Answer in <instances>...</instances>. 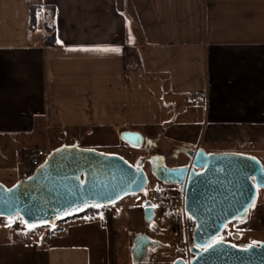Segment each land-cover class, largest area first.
Segmentation results:
<instances>
[{"label": "crops", "instance_id": "obj_1", "mask_svg": "<svg viewBox=\"0 0 264 264\" xmlns=\"http://www.w3.org/2000/svg\"><path fill=\"white\" fill-rule=\"evenodd\" d=\"M31 6L54 8V45L42 12L30 30ZM125 131L263 164L264 0H0V138L34 140L18 147L28 154L49 151L39 143L50 133L52 150L117 155L109 148ZM130 197L49 236L14 222L0 264H118V230L142 228L143 204Z\"/></svg>", "mask_w": 264, "mask_h": 264}, {"label": "water", "instance_id": "obj_2", "mask_svg": "<svg viewBox=\"0 0 264 264\" xmlns=\"http://www.w3.org/2000/svg\"><path fill=\"white\" fill-rule=\"evenodd\" d=\"M120 139L136 148L144 142L141 134L130 131L122 132ZM184 154L189 164L176 168L167 167L162 156L149 159L156 180L183 189V210L196 224L189 248L193 257L173 264H264L263 242L240 247L216 240L228 224L247 217L259 190H264L262 162L235 152L188 148ZM141 164L94 149L58 147L29 176L10 187L0 183V218L17 216L29 228H50L89 209L113 206L146 189ZM143 215L146 222L155 218L150 201ZM133 240V264L146 262L156 244L144 235Z\"/></svg>", "mask_w": 264, "mask_h": 264}, {"label": "rangeland", "instance_id": "obj_3", "mask_svg": "<svg viewBox=\"0 0 264 264\" xmlns=\"http://www.w3.org/2000/svg\"><path fill=\"white\" fill-rule=\"evenodd\" d=\"M143 135L144 143L139 148L132 147L121 140L117 141V147L110 146L111 148H109V150L116 152L117 155L121 156L125 160L131 161L133 165H135L137 161L142 160L140 167L147 175V187L143 192L136 195L142 204H144L146 200L151 201L154 205L155 214V219L153 222H146L143 213L141 214L140 222L142 223V228L140 230L138 228L136 231L132 230L126 232V228L121 226L122 228L118 230L120 247L116 257L117 263L133 264L131 250L134 246L133 238L136 235H144L156 244L154 249H150L148 251V259L146 262H150L153 256H156L159 261L162 259L165 261H171V264H173L176 260L188 262L193 257L189 252L192 242H190V244L186 236L170 223V220L168 217H166L164 212L168 195H172L178 189V186L164 185L158 182V180H156L151 173L149 162V159L156 155L162 156L164 158L165 164L169 167L177 166L178 164L185 162V160L181 155L179 156V160L174 158L177 146H171V143L166 140L163 135ZM42 137L43 136H38V143ZM44 137L48 140V142L42 140L39 144L41 147H48L45 149H49V151L44 150L48 154L53 148V136L50 133H46L44 134ZM28 141L29 140L27 138L24 140L22 138L20 140L10 142L7 138L4 140L3 138H0V183H2L4 186L10 187L13 185L19 174L26 173L25 175L29 176L32 173L33 170L30 168L28 160L32 151H29L27 154L22 153L23 150H18V147H23V149H26L34 145L31 144L34 143V140L31 143L30 141L27 143ZM238 150L243 151V149ZM187 164H189L188 160ZM131 198L134 197H126L118 203H128L131 201ZM119 215L120 213L117 215L118 222ZM262 219H264V190H260L259 199L256 200L250 215L244 220H237L231 224H228V226L224 228V231L216 240H229L236 246L240 247H245L249 244L259 241L264 243V223L262 222ZM14 222L17 223L21 221L17 216L10 219L0 218V234H5L0 235V237L6 236L8 232H11V226ZM60 224H63V222L58 223L51 229L55 231L57 226ZM40 229L45 230L43 231L45 232V236L48 235L47 229ZM230 233L239 235V241L234 242L231 239Z\"/></svg>", "mask_w": 264, "mask_h": 264}, {"label": "built area", "instance_id": "obj_4", "mask_svg": "<svg viewBox=\"0 0 264 264\" xmlns=\"http://www.w3.org/2000/svg\"><path fill=\"white\" fill-rule=\"evenodd\" d=\"M192 102L195 105L206 103L205 96L199 95L192 97ZM47 153L44 150L36 149L29 155V166L34 170L41 165L46 157ZM167 202L165 203L164 212L166 217L170 220V223L180 232H182L187 240L192 242V234L195 230V222L190 219L183 210L184 204V191L180 187L172 194L168 195ZM191 244V243H190Z\"/></svg>", "mask_w": 264, "mask_h": 264}, {"label": "trees", "instance_id": "obj_5", "mask_svg": "<svg viewBox=\"0 0 264 264\" xmlns=\"http://www.w3.org/2000/svg\"><path fill=\"white\" fill-rule=\"evenodd\" d=\"M38 12H42L43 14V29L45 31V36H44V43L45 45H54L56 43V37H55V10L53 7H36V6H31L29 8V28L30 30H34L36 26V14ZM98 208H92L86 211L85 213L77 216V217H82L85 215L92 214L94 211H96ZM76 218V217H74ZM72 219V218H71ZM70 220V219H67ZM65 220V221H67ZM63 221V222H65ZM15 227H21V228H27V226L23 222H17L14 224ZM56 226V225H55ZM50 228H45L47 229L48 236L52 234L54 231Z\"/></svg>", "mask_w": 264, "mask_h": 264}, {"label": "flooded vegetation", "instance_id": "obj_6", "mask_svg": "<svg viewBox=\"0 0 264 264\" xmlns=\"http://www.w3.org/2000/svg\"><path fill=\"white\" fill-rule=\"evenodd\" d=\"M186 149H188V148H181V149H178V150H176V153L174 154V158L177 160H179V156L181 155L183 158H184V160H185V162H183V163H180V164H178L177 166H167L166 164V166L167 167H169V168H176V167H182V166H187V158H186V156H185V154H184V151L186 150ZM178 152H180V153H178ZM159 182V181H158ZM161 183V182H160ZM259 192H260V190H259ZM257 199H259V196H258V198ZM148 200H146L145 202H144V204H143V209H144V206H145V203L147 202ZM151 202V201H150ZM152 203V202H151ZM255 203H256V201H255ZM255 203L252 205V207L250 208V210H252V208L254 207V205H255ZM152 206H153V208H154V205L152 204ZM249 210V211H250ZM249 213V212H248ZM155 219V218H154ZM154 219L151 221V222H153L154 221ZM264 220V219H263ZM235 222V221H234ZM233 223V222H232ZM231 224V223H230ZM156 225V224H155ZM228 226V225H227ZM224 231V230H223ZM230 236H231V239L234 241V242H238L239 241V235H237V234H234V233H230ZM235 236H238L237 238H234ZM221 241V240H220ZM225 241V240H224ZM225 242H229V243H232V242H230L229 240H226ZM255 243H259V242H255ZM233 244V243H232ZM235 245V244H234ZM250 245V244H249ZM249 245H247V246H249ZM246 247V246H245Z\"/></svg>", "mask_w": 264, "mask_h": 264}, {"label": "snow or ice", "instance_id": "obj_7", "mask_svg": "<svg viewBox=\"0 0 264 264\" xmlns=\"http://www.w3.org/2000/svg\"><path fill=\"white\" fill-rule=\"evenodd\" d=\"M58 43L60 42V41H57ZM103 51H114V52H119L120 50L118 49V48H116V49H103Z\"/></svg>", "mask_w": 264, "mask_h": 264}]
</instances>
